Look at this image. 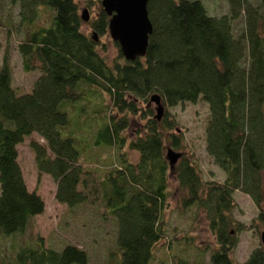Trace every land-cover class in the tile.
I'll return each mask as SVG.
<instances>
[{"label": "trees", "instance_id": "1", "mask_svg": "<svg viewBox=\"0 0 264 264\" xmlns=\"http://www.w3.org/2000/svg\"><path fill=\"white\" fill-rule=\"evenodd\" d=\"M18 3L20 23L27 29L17 43L22 68L37 70L29 91L12 86L6 53L0 64V235L24 232L44 202L29 191L17 160V145L36 133L42 142L28 143L38 172L56 183L55 199L68 208L88 202L99 192L103 218L112 216L118 258L114 264H149L165 237L163 211L168 205L170 177L182 190V207L201 211L216 248L211 264H264V248L251 250L242 262L230 253L245 225L234 217L235 190L247 194L262 217L264 201V0H225L227 10L212 14L202 0H147L152 24L144 56L126 60L116 42L117 57L107 63L98 50L108 34L109 16L101 0H83L95 11L82 30L78 0H8ZM49 10L38 20L41 5ZM241 19L238 33L233 22ZM94 34L96 39L94 38ZM109 98L93 122V143L78 147L76 133L62 110L91 94ZM163 106L154 117L150 97ZM207 104L204 151L223 178H204L200 164L183 151V136L170 109L184 102ZM107 108L111 110L107 111ZM130 116L143 120L131 137L125 135ZM104 145L114 151L99 173L85 169L83 153ZM127 150H134L135 162ZM181 153L171 167L165 150ZM88 176L93 187H88ZM92 201V200H91ZM252 228V225H251ZM87 253L72 244L45 247L41 240L15 247L3 264H86ZM175 264H187L178 259ZM197 264V263H196Z\"/></svg>", "mask_w": 264, "mask_h": 264}, {"label": "rangeland", "instance_id": "2", "mask_svg": "<svg viewBox=\"0 0 264 264\" xmlns=\"http://www.w3.org/2000/svg\"><path fill=\"white\" fill-rule=\"evenodd\" d=\"M202 1L212 14H222L227 10L225 0ZM78 6L79 12L84 7L87 8L89 19L95 15L94 9L90 10L83 0H78ZM37 8L40 12L49 10L45 4ZM19 11L18 3L12 4L8 0H0V64L3 54L6 53L11 68L12 86L18 94H21L30 90L38 71H25L22 68L16 47L27 29L24 24L20 23ZM42 16H45V13H39L38 20ZM241 26L242 21L239 17L233 22V32L238 33ZM82 30L90 34L88 21L83 22ZM100 39L105 51H102L100 46L98 50L107 63L111 64L117 57V47L108 34ZM102 98L85 94L77 102H66L62 105V110L66 112L68 118V124L63 128L62 133L66 135L68 131L75 132L77 146L80 148L93 143L95 134L93 136V128L90 126L93 122H97L95 120L100 119L102 105H109L108 96L103 93ZM150 106L154 112V103H150ZM109 110L111 109L107 108V111ZM170 112L176 120L178 133L184 138L183 151H186L187 155H192L200 164L204 178L221 180L222 171L211 162L204 151L203 128L208 116L207 104L202 100L196 103L184 102L171 108ZM142 124L143 120L139 117L130 116L125 135L131 137L133 131ZM31 139L42 142L36 133L25 137L17 145V160L27 189L36 191L44 202V208L42 212L31 218L24 232L9 236L0 235V264H3L15 247L35 239L41 240L45 247L58 250L65 244L82 248L87 253L86 264H114L118 258L115 223L110 215L106 218L102 217L104 205L99 192L89 191L88 202L73 208H68L65 204L58 202L55 199L56 183L52 177L46 173L38 175L34 155L28 145ZM126 151L128 158L135 162L138 157L137 152L127 149ZM83 154L84 168L95 171L90 175L95 174L97 178L114 158V151L104 145L89 149ZM91 176H88L87 189L93 187ZM169 182L168 205L162 215L166 230L165 237L158 242L149 264H175L178 259L185 260L187 264H211L209 253L210 250L216 248V242L203 213L195 212L194 207L189 209L182 207L179 201L183 194L182 190L176 188L173 176L170 177ZM234 199L237 205L234 217L245 225V229L237 233V243L230 257L234 262H242L253 248L261 245L260 234L264 232V212H262V217L258 218V207L242 191L235 190ZM262 209L264 211V201Z\"/></svg>", "mask_w": 264, "mask_h": 264}, {"label": "water", "instance_id": "3", "mask_svg": "<svg viewBox=\"0 0 264 264\" xmlns=\"http://www.w3.org/2000/svg\"><path fill=\"white\" fill-rule=\"evenodd\" d=\"M104 12L109 16L108 35L118 44L119 50L126 60H134L144 56L148 44V36L152 24L147 15V0H101ZM83 21L89 19L88 10L84 7L80 12ZM94 38L96 36L94 34ZM150 102L154 103V117L159 120L163 114V106L158 94H152ZM181 153L171 148L165 150V157L172 167ZM264 248V232L260 234Z\"/></svg>", "mask_w": 264, "mask_h": 264}]
</instances>
